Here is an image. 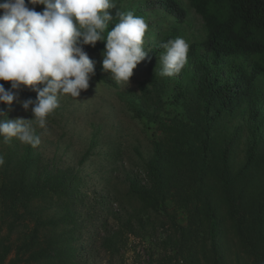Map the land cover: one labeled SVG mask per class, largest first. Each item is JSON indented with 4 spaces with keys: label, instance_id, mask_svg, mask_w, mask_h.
<instances>
[{
    "label": "trees",
    "instance_id": "trees-1",
    "mask_svg": "<svg viewBox=\"0 0 264 264\" xmlns=\"http://www.w3.org/2000/svg\"><path fill=\"white\" fill-rule=\"evenodd\" d=\"M120 11L149 25L150 59L137 66L185 38L191 12L204 24L181 73L141 82L129 103L160 134L142 160L144 178L127 175L126 191L111 196L83 170L95 143L77 165L62 167L0 137V264H124L132 238L150 242L146 260L136 255L141 264H264V0H132ZM84 47L102 58L105 42ZM95 73V83L118 87L102 62ZM167 91L181 116H163ZM20 98L36 93L25 88ZM0 108L33 118L16 101Z\"/></svg>",
    "mask_w": 264,
    "mask_h": 264
},
{
    "label": "clouds",
    "instance_id": "clouds-1",
    "mask_svg": "<svg viewBox=\"0 0 264 264\" xmlns=\"http://www.w3.org/2000/svg\"><path fill=\"white\" fill-rule=\"evenodd\" d=\"M29 5H43L36 11ZM116 9L115 15L110 10ZM118 18L111 30L110 22ZM149 25L133 11L122 12L117 0H0V104L14 101L32 119H10L0 108V137L4 143L15 138L36 148L41 143L36 128L46 127L48 118L60 107L61 96L77 98L89 88L95 76V62L85 51L105 42L102 69L111 78L129 86L133 70L145 61L144 47ZM106 34V35H105ZM159 56L161 77H173L188 63L189 42L176 37L163 43ZM29 89L36 98L21 99L20 92ZM5 163L0 155V166Z\"/></svg>",
    "mask_w": 264,
    "mask_h": 264
},
{
    "label": "rangeland",
    "instance_id": "rangeland-1",
    "mask_svg": "<svg viewBox=\"0 0 264 264\" xmlns=\"http://www.w3.org/2000/svg\"><path fill=\"white\" fill-rule=\"evenodd\" d=\"M131 1L117 0V8H125ZM110 11L115 13L116 9ZM204 32L202 18L191 12V25L184 39L191 44L201 40ZM85 51L95 62L96 68L102 58L90 49L85 48ZM158 61L151 65L137 66L129 86L112 79L118 87H108L95 83L91 78L89 88L82 91L79 97L61 96L60 107L48 118L46 127L36 128L41 138L36 150L42 153L46 162H54L62 167L75 166L86 155L91 144L95 143L97 147L91 154L93 158L83 166L84 173L98 183L97 189H106L111 196L123 194L127 189V175L134 173L144 178L140 167L142 160L151 154V141L160 136L153 124L145 118L136 119L129 107L131 100L140 93L141 82L150 84L149 80L154 76L159 77V80L165 79L159 75L161 66ZM163 100L162 114L165 118L182 115V107L176 103L171 91L163 95ZM17 117L23 118L19 115L10 119ZM101 156H107V159L109 156V160L101 161ZM107 177L110 180L108 185L105 182ZM171 209L169 205L166 212H171ZM178 219L185 222V213L179 212ZM149 243L132 238L124 264H141L146 260L143 251L149 247ZM159 251L157 248L154 253L159 254ZM137 253L143 257L142 261L136 258Z\"/></svg>",
    "mask_w": 264,
    "mask_h": 264
}]
</instances>
